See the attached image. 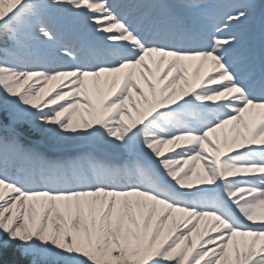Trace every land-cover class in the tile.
I'll list each match as a JSON object with an SVG mask.
<instances>
[{
  "label": "rangeland",
  "instance_id": "374dc122",
  "mask_svg": "<svg viewBox=\"0 0 264 264\" xmlns=\"http://www.w3.org/2000/svg\"><path fill=\"white\" fill-rule=\"evenodd\" d=\"M100 1L106 9L108 3L114 0ZM116 1L123 2V0ZM30 2L19 3L17 10L13 12L14 15L7 22L0 23V118L3 120L1 128L4 133L0 132V155L4 148L11 145H17V148H21L24 152L30 151L29 158H23L29 163V167L21 172L15 169L7 171L13 154L7 155L5 163L0 162V181L7 185L5 189L0 190V248L5 254L10 253L13 260L25 262L34 259L41 264H210L214 257H203L197 250L192 252L181 246L175 247L174 238L177 235L163 234L160 231V226L156 225L150 214L156 209L155 202H162L165 206L174 208L173 213L188 209L194 211L195 213L190 214L185 211V218L191 220L195 227L229 229L226 234L229 233L231 238L234 231L240 234L246 233L251 241L254 235H261L264 242V215L255 213L250 216V222L255 220L256 225L246 226V223H242V217L246 214L247 206L253 196L248 190L250 186L241 180L243 174L238 167L242 163L228 159V165L224 166L226 178L221 190L223 194L232 192L234 199L229 204L214 195L196 194L198 192L195 190L193 180L196 172L192 173L189 182L177 179L172 185L168 181L173 175L179 177L188 172L189 162L186 161L188 156L192 153L200 155L197 140L203 136V133H200L201 129H198L195 119L193 121L188 117V109L180 110L177 115L161 112L150 117L138 129L134 128L133 122L130 125L122 123L111 111L96 115L94 111L90 112L87 109V112H79V115L73 117L68 110H65V102H55L54 98L61 95L68 100H75L70 97L69 92L73 89L72 79L77 78L75 75L78 70L70 67V63L64 60L65 56L63 59L60 58L63 51L59 52L60 55L54 56L50 51L39 46L33 49L34 55L29 60L37 58L35 59L37 64L46 67L33 73L43 78L48 75L53 77L55 73L66 74L59 78L61 84L58 90L48 95L45 102L37 107L33 106L36 96L31 95V98L26 92L11 93L10 80L14 78L18 70L17 66L26 63L17 54L20 55L28 50L24 44L26 38L18 36V33L30 31L27 24L32 22V18L35 24L40 26H46L44 21L48 22V17L43 20V15L33 12L35 8L33 5L42 1L30 0ZM195 2L202 10L216 7L212 0H195ZM263 2L264 0L249 2L247 12H239V19H247L250 16L252 20ZM220 5L224 8L222 1ZM2 13L3 10L0 8V14ZM179 13L181 14V11L177 9V14L181 16L182 14ZM109 26L108 23L104 24L105 29H109ZM234 27L236 26L232 28ZM55 30L57 31L52 28V31ZM250 32L251 24L245 32H239L238 35L244 39V35L249 37ZM124 35L129 39L132 38L131 33L128 36L125 32ZM64 39L69 41L67 49L73 50L74 39H78L76 35L64 33ZM66 52L71 54L69 50ZM131 53L132 51L128 52L117 47L110 54H105L104 58L112 57L109 62L116 65L120 61L128 62ZM72 55V62L70 59L69 61L78 64L80 57ZM39 57L42 60H38ZM104 58L99 56L95 59L87 58L81 64V71L90 74L95 68L94 71L108 69L104 67ZM47 60L54 65L53 69L43 64ZM90 64L95 68L91 69ZM206 116L208 117V114ZM216 117L221 118L222 115L218 114ZM179 119L197 132H191L192 129H186V133L180 131L174 125V121L179 122ZM206 120L208 119L204 121ZM52 121L59 128L69 127L73 134H77V125H79L84 130V136L80 137V140L57 141L54 134L45 131L46 125ZM182 123L180 122V125H183ZM147 125L161 128L162 133H169L173 140L177 138L178 146L167 158L153 161L147 156V149L138 146L135 142L136 131ZM201 125L199 124L200 128ZM20 131L34 139L25 138ZM111 131L120 133L121 143L112 142L108 136ZM98 132L104 137L98 138L96 135ZM203 148L205 150V147ZM37 155L42 157L38 160ZM44 158L55 164L49 175L45 176L39 172L34 173L35 171L31 169L37 160L42 162ZM69 164H72L71 168L67 167ZM59 166L61 167L58 169ZM208 170L213 169L207 164L197 169V172L205 173ZM71 172H75L73 177ZM98 172L100 175L109 174L116 179L120 178L119 175L133 177L139 173L146 176V180L130 184L129 190H121L122 187L112 184L103 185L102 190H106L111 195L96 202L77 201L66 205L56 199L64 192H75L92 186L101 188L98 187L99 184L93 183V178ZM3 175L18 180V183L8 182L9 179L3 178ZM240 187L244 189L238 190ZM207 192L213 191L207 190ZM204 202L209 208L207 211L210 215L202 220L196 212L205 207ZM84 209H87V213L82 211ZM26 219L28 221L25 222ZM225 226L228 228L224 229ZM178 233L181 231L179 230ZM210 241L215 254L225 257L223 264H229V258L238 253L236 247L232 244L227 245L219 236L210 237ZM255 249L263 253L259 254V259H253L249 264H262L260 260L264 261V244L248 247L249 251Z\"/></svg>",
  "mask_w": 264,
  "mask_h": 264
},
{
  "label": "bare ground",
  "instance_id": "6f19581e",
  "mask_svg": "<svg viewBox=\"0 0 264 264\" xmlns=\"http://www.w3.org/2000/svg\"><path fill=\"white\" fill-rule=\"evenodd\" d=\"M41 1L39 4L33 5L35 7L33 12L43 15L44 19L41 17L43 20L48 17V22L44 21L47 25L40 26L35 24V20L32 18V22L27 24L30 31L18 33V36L26 38L24 44L28 50L20 55L17 54L26 63L17 66L16 69L18 70L14 78L10 80L12 84L11 93L26 92L31 98V95L36 96L33 106L37 107L45 102L48 95L58 90L61 84L59 78L66 74L55 73L53 77L48 75L43 78V76L33 73L46 67L37 64L35 60L37 58L29 60L34 55L33 49L39 46L44 47L54 56L60 55L59 52L63 51L60 58L63 59L65 56L64 60L70 63V67H75L78 70L75 75L77 78L72 79L74 81L73 89L69 92L70 97L75 100H68L61 95L54 98V101L58 103L64 101L65 110H68L73 117L79 115V112H87V109L90 112L94 111L96 115L100 112L111 111L122 123L130 125L133 122L134 128L138 129L150 117L159 115L161 112L177 115L180 110L188 109V117L193 121L196 115H193L194 111L189 107L196 109L197 115L200 113L208 114L210 124L201 127L206 129L201 130L203 136L197 140L200 155L189 154L190 156L186 160L189 162L188 172L179 177L173 175L168 181L172 185L177 179L189 182L192 173L196 172L193 179L196 191H213L217 198L220 197L224 202L229 203L234 199V196L231 195L232 192L223 194L221 190L226 178L224 166L229 163L228 159L232 161L230 156L243 149H248L250 150L248 154L253 160L248 162L247 158L240 159L245 164H241L238 169L243 174L241 180L250 186L248 190L253 196L247 206L246 214L242 217V222L246 223L247 226L256 225V221L250 222L249 218L255 213L264 215V154L262 156L254 155V150L264 152V106L262 104H247L241 87L237 85L239 82L238 73L232 70L234 68L228 71L224 66H220L219 60L216 58L220 51L237 50V44L243 41L240 39L228 40L226 34L232 24H236L240 31L244 30L243 32H245L247 30L245 27L250 25V16L247 15V19H233L229 16L232 9L244 10L247 0H229L224 15L221 13L212 14L208 11L203 12L198 5L191 4L189 2L191 0H164L170 6H174V2L177 1L183 2V4L178 3L183 20L182 23L177 24L179 25L178 29H174L169 34L167 32L164 36L162 34L161 39L167 44L166 39L173 40L177 37V39L191 44V47L200 43L202 48L206 50V54L199 57L190 55L175 57L170 52L171 47L169 49L164 47L149 48L144 39L140 40L141 43L138 39H128L120 31L105 29L104 24L109 21V18L102 17L105 11L100 0ZM21 2L31 3L30 0H0V8L3 10V13L0 14V23L7 22L14 15L13 12L17 10V5ZM126 4L130 5L131 2L127 1ZM196 20L198 23L194 22ZM52 28L57 29V31H52ZM182 31L183 34L181 35ZM64 33H74L76 37L82 39V44L86 45V49L96 48L97 53H100L103 58L105 54H110L117 47L128 52L132 51V53L129 55L128 62L120 61L116 65L110 64L109 61L112 57L110 59L104 58V67H108V69H100L87 74L81 71L82 68L77 63L74 61L71 63L73 52L71 54L66 52L69 41L63 40ZM37 40L39 41L37 42ZM172 46L181 48L184 44L176 43ZM238 46L242 49L238 52L239 57L244 55L242 59L250 58L245 45L239 44ZM250 56L252 57V55ZM242 59L240 58V60ZM38 60L42 59L39 57ZM261 61L264 64V55H262ZM248 63L246 62L245 65ZM43 64L50 69L54 68V65H51L48 60ZM227 71L228 73H226ZM261 88L264 87L261 86ZM257 91L258 89L253 88L250 91V96L264 98V91L259 90L256 94ZM220 112L225 113L222 118L214 117ZM212 113L213 116H211ZM198 119H200L199 115ZM177 120L174 121V125L180 131H185L183 125H180ZM77 127V134H73L69 127L59 128L52 121L46 125L45 131L54 134L55 140L66 142L68 140H80L84 136L83 128L79 125ZM162 132L161 128L147 125L134 134L137 145L145 147L147 156L153 161L167 158L171 151L176 150L178 146L177 138L173 140L169 133L163 134ZM96 135L98 138L104 137L101 132L96 133ZM108 136L113 143L119 141L121 137L120 133L116 131H111ZM17 147V145L6 147L0 155V162L5 163L7 155L13 154L7 171L15 169L21 172L29 167V163L25 162L23 158H29L30 151L24 152ZM37 157L39 160L42 156L37 155ZM38 160L31 169L35 171L34 173L49 175L48 173L53 166L55 167V164L49 162L47 158H44L42 162H38ZM207 164L212 166L213 170H208L205 173L197 172V169H201ZM71 166L72 164H69L67 167L71 168ZM71 175L73 177L75 172H71ZM6 177L3 175V178L9 179L8 182L18 183V180ZM107 177L105 174L101 176L98 172L93 178V183L103 186L114 182L113 179ZM136 180L145 181L146 176L136 173L133 178L127 180L126 185L134 183ZM6 187L7 185L0 181V190ZM101 193L104 195L102 196ZM108 195L111 194L102 188L91 187L75 192H64L56 199L70 205L77 201L96 202L100 198H107ZM155 204L156 209L150 214L156 225L160 226V231L163 234L177 235L174 238L175 247L181 246L192 252L197 250L199 255L203 257H214L210 264H223L225 262V257L216 255L211 246L210 237L213 236H219L227 245L232 244L238 250L235 256L229 258V264H249L253 259H259V254L263 253L256 249L254 251L248 250L249 246L258 247V245L264 244L261 235L253 236L254 233L251 234L254 237L251 241L250 236H247L246 233L240 234L234 231L231 238L229 233L226 234L229 229L195 227L191 220L185 218L186 212L190 214L195 213L194 211L188 209L173 213L174 208L165 206L162 202H155ZM203 205L206 208V202ZM82 211L87 213V209ZM208 215L206 212L198 213V217H202V220ZM26 221L28 220L26 219ZM179 230L181 233H178ZM260 262L264 264L263 259Z\"/></svg>",
  "mask_w": 264,
  "mask_h": 264
},
{
  "label": "trees",
  "instance_id": "16d2710c",
  "mask_svg": "<svg viewBox=\"0 0 264 264\" xmlns=\"http://www.w3.org/2000/svg\"><path fill=\"white\" fill-rule=\"evenodd\" d=\"M1 123H2V120L0 119V132L3 133L2 128H1ZM3 255H6V256H3ZM0 264H41V263H39L38 261H35L34 259H29L25 262L21 260H13L10 256V253L6 252L5 254V251H3V249L0 248Z\"/></svg>",
  "mask_w": 264,
  "mask_h": 264
},
{
  "label": "water",
  "instance_id": "95a60500",
  "mask_svg": "<svg viewBox=\"0 0 264 264\" xmlns=\"http://www.w3.org/2000/svg\"><path fill=\"white\" fill-rule=\"evenodd\" d=\"M18 131V130H17ZM19 132V131H18ZM67 149V148H66ZM75 150V149H74ZM56 152V151H55ZM57 153H60L59 151H57ZM62 153V152H61Z\"/></svg>",
  "mask_w": 264,
  "mask_h": 264
}]
</instances>
